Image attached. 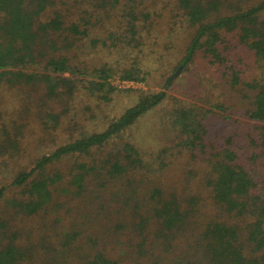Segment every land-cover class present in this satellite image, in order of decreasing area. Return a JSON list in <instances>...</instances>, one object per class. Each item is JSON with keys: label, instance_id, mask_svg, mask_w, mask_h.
<instances>
[{"label": "trees", "instance_id": "1", "mask_svg": "<svg viewBox=\"0 0 264 264\" xmlns=\"http://www.w3.org/2000/svg\"><path fill=\"white\" fill-rule=\"evenodd\" d=\"M147 1L0 0V90L34 89L42 107L69 103L81 90L111 93L114 70L75 63L78 51L97 29L108 35L93 45L111 41L108 47L128 60L145 39L146 23L166 12L190 30L179 60L184 70L200 54L210 65L227 64L234 42L253 53L256 78L243 81L234 66L225 75L232 88L253 92L245 111L253 124L248 142L264 156V0H170L164 11L162 0L156 8ZM132 62L121 77L146 81L139 57ZM167 96L142 94L104 131L71 138L0 185V207L11 210L0 213V264H264V181L243 165L232 138L207 151L204 110L192 105L175 113L179 146L193 158L202 150L207 164L183 173V192L147 178L131 144L104 153ZM40 117L46 128L50 119L59 128L61 116ZM67 159L70 167L59 168Z\"/></svg>", "mask_w": 264, "mask_h": 264}, {"label": "rangeland", "instance_id": "2", "mask_svg": "<svg viewBox=\"0 0 264 264\" xmlns=\"http://www.w3.org/2000/svg\"><path fill=\"white\" fill-rule=\"evenodd\" d=\"M170 0H162L158 7L162 10ZM173 2V1H172ZM149 8H156V0L147 1ZM153 17L147 22L140 48L133 51L130 59L125 60V51L109 48L106 45H93V39H103L107 31L93 30L87 40L86 47L77 53V64L90 67L109 65L114 74L109 82L114 87L111 93L89 95L79 91L74 100L62 103L61 100L40 105L37 91L34 89L10 88L3 86L0 90V185L8 184L11 178L21 169L31 167L42 155L52 152L59 145L68 142L82 133L104 131L109 124L125 110L133 106L144 93L165 90L167 79L181 66L179 60L184 54L190 30L182 26L179 19L172 21L170 14ZM116 29L112 28V31ZM131 51V50H130ZM227 64L210 65L202 54L186 70L182 68L168 88L166 100L157 108L138 120L126 132L113 139L104 153L117 151L125 144H131L140 152L147 178L171 183L183 192L186 177L183 173L196 168L206 169L204 152L195 151L198 155L179 146V131L175 127V113L181 107L195 105L206 112L204 124L207 128L205 137L207 151L221 148L232 138L239 148L241 162L259 181H264V156L259 150L249 147L248 136L253 132L252 122L245 117L250 105L252 91L245 90L242 84L232 88L229 78L225 75L227 68L234 66L243 81H252L259 74L258 64L253 53L237 43L231 46L226 54ZM139 57V63L147 71L146 81L134 80L131 87L120 88L117 81L122 80V71L133 64L132 60ZM28 93L34 98L27 99ZM245 97V95H247ZM43 111L61 116L59 128L54 127L55 121L46 120L40 115ZM206 151V150H205ZM71 161L58 165L67 170ZM189 179V178H187ZM11 196V195H9ZM6 206L0 207V213H11ZM13 212V211H12Z\"/></svg>", "mask_w": 264, "mask_h": 264}, {"label": "built area", "instance_id": "3", "mask_svg": "<svg viewBox=\"0 0 264 264\" xmlns=\"http://www.w3.org/2000/svg\"><path fill=\"white\" fill-rule=\"evenodd\" d=\"M135 84V81L133 80H120V81H117L116 85L120 88H126V87H131V86H134Z\"/></svg>", "mask_w": 264, "mask_h": 264}, {"label": "water", "instance_id": "4", "mask_svg": "<svg viewBox=\"0 0 264 264\" xmlns=\"http://www.w3.org/2000/svg\"><path fill=\"white\" fill-rule=\"evenodd\" d=\"M183 66L181 65L178 70L172 75L170 76L168 79H167V83L165 85V90L168 88V86L171 84L172 80L178 76V74L180 73V71L182 70Z\"/></svg>", "mask_w": 264, "mask_h": 264}]
</instances>
